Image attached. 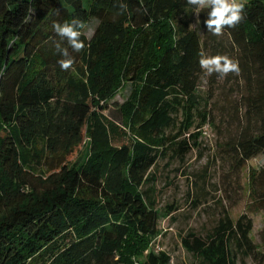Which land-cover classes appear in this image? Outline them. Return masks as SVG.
<instances>
[{"label":"trees","instance_id":"obj_1","mask_svg":"<svg viewBox=\"0 0 264 264\" xmlns=\"http://www.w3.org/2000/svg\"><path fill=\"white\" fill-rule=\"evenodd\" d=\"M244 3V19L217 36L204 23L208 9L197 15L187 0H0V264H118L154 245L177 206L157 208L150 170L198 149L213 122L200 52L239 63L237 123L222 144L231 164L240 171L264 156V0ZM73 18L97 25L89 38L82 30L83 51L68 48L75 63L62 71L52 25ZM125 84L127 142L117 147L95 138L103 125L90 121ZM196 107L202 122L192 128ZM247 185L248 208L264 212V167L248 168ZM251 229L247 214L234 221L224 211L205 236L177 237L190 264H237L264 258ZM260 241L264 249V229ZM137 264L176 263L152 247Z\"/></svg>","mask_w":264,"mask_h":264},{"label":"rangeland","instance_id":"obj_2","mask_svg":"<svg viewBox=\"0 0 264 264\" xmlns=\"http://www.w3.org/2000/svg\"><path fill=\"white\" fill-rule=\"evenodd\" d=\"M250 0H244L247 2ZM97 25L96 20H91L84 29L89 38ZM192 27L202 35V28L195 20ZM233 73L220 78L218 74L206 75L200 80L199 90L202 96L214 94L205 109L211 111L212 123L205 124L201 130L200 146L193 147L183 160L170 158L159 159L151 168L150 193L158 209H164L169 204H174L177 209L171 215L170 221L165 217L159 221L160 235L154 241V245L131 255L126 261L118 264H137L144 257L149 248L165 250L171 256V261L176 264H190L193 258L179 244L178 231L194 230L199 235L205 236L216 224L224 211H227L235 221L240 215L247 214L252 220V229L249 237L259 250L262 249L260 232L264 229V212L249 209L250 200L247 196L248 168L260 169L264 167V156L257 155L246 162L240 171L233 167L225 152L223 141L225 137L234 133L237 123L236 102L237 90L234 86ZM130 93V86L125 84L106 103L108 107L102 113L95 108L97 120H91L90 126L98 128L97 139L105 138L114 146H120L127 142L123 131L119 129L121 123V105ZM203 106V104H202ZM199 107L192 111V128L202 122L199 115ZM182 119L181 113L177 122ZM114 121L115 125L112 121ZM92 139L89 134L84 137L83 152L88 150ZM77 154V153H76ZM76 154L67 156V160L73 161ZM134 241L133 239L131 240ZM124 253H128L124 251ZM130 260V261H129ZM237 264H264V258L260 255L241 257Z\"/></svg>","mask_w":264,"mask_h":264},{"label":"clouds","instance_id":"obj_3","mask_svg":"<svg viewBox=\"0 0 264 264\" xmlns=\"http://www.w3.org/2000/svg\"><path fill=\"white\" fill-rule=\"evenodd\" d=\"M187 4L193 6L197 15L204 9H208V18L205 25L213 35H223L224 29L236 27L244 19V0H187ZM121 14L126 11V5L120 4ZM86 28L83 21L73 18L70 21L53 22L52 29L60 40L55 41L54 47L57 53L62 56L58 61L62 71H68L75 63L74 57L69 53L70 47L74 52H81L85 43L80 39ZM66 41L68 47L62 42ZM199 66L206 75L218 74L220 78L230 73L239 75L240 68L238 61L231 59L228 55H207L199 53Z\"/></svg>","mask_w":264,"mask_h":264}]
</instances>
